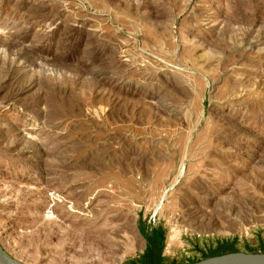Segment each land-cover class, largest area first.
<instances>
[{
  "label": "rangeland",
  "instance_id": "374dc122",
  "mask_svg": "<svg viewBox=\"0 0 264 264\" xmlns=\"http://www.w3.org/2000/svg\"><path fill=\"white\" fill-rule=\"evenodd\" d=\"M151 238L264 254V0H0V245L142 264Z\"/></svg>",
  "mask_w": 264,
  "mask_h": 264
},
{
  "label": "water",
  "instance_id": "95a60500",
  "mask_svg": "<svg viewBox=\"0 0 264 264\" xmlns=\"http://www.w3.org/2000/svg\"><path fill=\"white\" fill-rule=\"evenodd\" d=\"M0 264H24L12 258L0 245ZM193 264H264V254L228 253Z\"/></svg>",
  "mask_w": 264,
  "mask_h": 264
},
{
  "label": "trees",
  "instance_id": "16d2710c",
  "mask_svg": "<svg viewBox=\"0 0 264 264\" xmlns=\"http://www.w3.org/2000/svg\"><path fill=\"white\" fill-rule=\"evenodd\" d=\"M236 250H225L221 253L210 254L207 258H212L228 253H235ZM142 264H162V247L154 241L153 238L149 239L148 247L146 249V262Z\"/></svg>",
  "mask_w": 264,
  "mask_h": 264
},
{
  "label": "bare ground",
  "instance_id": "6f19581e",
  "mask_svg": "<svg viewBox=\"0 0 264 264\" xmlns=\"http://www.w3.org/2000/svg\"><path fill=\"white\" fill-rule=\"evenodd\" d=\"M169 242H170V240H169Z\"/></svg>",
  "mask_w": 264,
  "mask_h": 264
}]
</instances>
